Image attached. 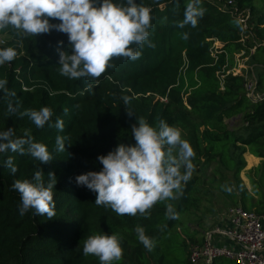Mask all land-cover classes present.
Instances as JSON below:
<instances>
[{"label": "trees", "instance_id": "16d2710c", "mask_svg": "<svg viewBox=\"0 0 264 264\" xmlns=\"http://www.w3.org/2000/svg\"><path fill=\"white\" fill-rule=\"evenodd\" d=\"M260 1L259 7L255 0H201L205 13L197 26L180 28L176 22L183 20L188 0H137L151 10L149 40L155 47H139L141 56L135 61L113 57L97 79H70L58 71V47L70 51L67 34L52 30L35 37L11 27L0 30L5 41L0 49L13 47L18 52L12 62L0 65V79H7L5 89H0V132L14 128L16 137H22L28 130L53 155V161L41 164L18 152L0 153V264H100L97 257L83 255L80 241L105 233H115L121 240L123 256L113 264H172L168 258L173 256L166 250L172 247L171 235L184 226L181 218L200 212L203 202L210 201L214 193L228 204L264 215V164L251 170L260 173L258 181L248 176L258 200L240 177L246 168L247 148L264 159V101L254 103L247 98L245 74H228L233 58L241 52L248 58V66L264 67V0ZM229 2L249 11L247 32L234 23L237 19L227 6ZM215 43L220 44L219 49L214 48ZM257 91L264 94V71L257 80ZM125 96L130 98L127 106L122 99ZM10 102L17 109L14 113L8 111ZM45 106L53 115L43 128L20 115ZM126 108L134 114L129 116ZM137 116L153 126L159 118L178 127L194 150V171L191 179L182 183L177 199L157 203L147 216H119L110 208L97 206L96 194L77 186L75 176L100 171L97 157L107 155L120 143L135 144L130 129ZM58 118L64 121L63 132L53 126ZM234 118L239 122L229 128L226 121ZM58 135L67 137L64 152L55 150ZM8 157L13 158L15 174L3 165ZM209 168L213 169L211 187L204 179ZM37 171H42L45 181L50 172L57 179L53 188L56 215L51 220L34 210L20 215V197L11 187L17 179L31 180ZM230 178L232 185L227 184ZM221 183L232 192L224 191ZM166 203L174 206L177 219L166 217ZM137 225L154 240L151 251L137 239ZM188 234L181 264H190V248L202 244H191L197 231ZM213 264L235 263L219 259Z\"/></svg>", "mask_w": 264, "mask_h": 264}, {"label": "clouds", "instance_id": "9594fccd", "mask_svg": "<svg viewBox=\"0 0 264 264\" xmlns=\"http://www.w3.org/2000/svg\"><path fill=\"white\" fill-rule=\"evenodd\" d=\"M200 5L201 0H188L183 20L177 21L176 26L196 27L198 18L205 13ZM50 20L60 23H50ZM151 21L150 8L137 4V0H123L122 3L114 0H0V30L11 27L24 36L35 37L52 30L67 34L70 51L58 47V71L70 79L99 78L113 57L139 59V47L145 44L155 47L149 40ZM234 23L240 26L241 21ZM183 35L185 39L188 36L187 33ZM59 43L62 45L63 41ZM17 55L16 48L0 49V65L12 62ZM6 85L7 79H0V89H5ZM7 94L15 96L14 92ZM122 99L125 106L130 103L129 97ZM8 111H17L11 102ZM127 112L129 116L134 114L128 109ZM20 115L28 116L37 128H43L53 114L45 106L39 110L27 109ZM53 126L64 131L62 119L58 118ZM130 133L135 144L120 143L107 155L98 156L102 169L76 175L75 182L96 194L97 206L110 208L119 216H147L157 203L175 200L177 194H182V183L186 184L194 171L195 153L189 141L182 138L181 130L163 119L157 118L153 126L137 116ZM66 139L61 135L55 138L57 152L65 151ZM8 151L29 155L41 164L53 161L48 147L36 142L28 130L22 137H16L14 128L0 132V153ZM3 165L16 173L12 157ZM47 176L45 181L42 171H37L31 180L17 179L12 183V189L20 197V215L34 210L36 215L48 220L55 217L53 188L57 179L54 172ZM222 187L228 193L233 190L228 185ZM165 208L167 218H178L171 203H166ZM135 232L144 248L151 251L155 242L146 235L145 229L137 225ZM81 243L83 255L97 257L100 264H113L123 256L121 240L115 233L90 235Z\"/></svg>", "mask_w": 264, "mask_h": 264}, {"label": "built area", "instance_id": "2783aa9c", "mask_svg": "<svg viewBox=\"0 0 264 264\" xmlns=\"http://www.w3.org/2000/svg\"><path fill=\"white\" fill-rule=\"evenodd\" d=\"M231 14L234 18L241 21L243 32L249 30V11H241L229 2ZM222 6L223 9L227 8ZM245 37L242 38L244 42ZM215 43L214 48L219 49ZM5 41L0 38V47H4ZM244 52L236 54L243 57ZM237 75V74H234ZM246 96L252 102L264 101V94L257 91V79L248 80L244 85ZM162 102H166L162 99ZM221 236L233 242L236 249L228 245L216 244L213 242L214 236ZM219 259H226L235 264H264V215H259L254 211H247L238 206L230 207L226 212V225L217 227L207 233L201 245H194L190 248V264H213Z\"/></svg>", "mask_w": 264, "mask_h": 264}, {"label": "rangeland", "instance_id": "374dc122", "mask_svg": "<svg viewBox=\"0 0 264 264\" xmlns=\"http://www.w3.org/2000/svg\"><path fill=\"white\" fill-rule=\"evenodd\" d=\"M256 2V5L260 7V5L262 4V2L260 0H255ZM217 47H220V44H217ZM247 57L243 56V57H234L233 58V65L230 69V71L228 72L229 73H232L233 75L234 74H237V75H243L244 73L246 74L245 77L250 80V79H253V75L251 73V75H248L246 72V68L245 69H242L243 67H247L248 66V61L246 60ZM237 75H234V76H237ZM239 122V118H235L234 120H229V121H226V123L229 125V128H232L233 126H235L237 123ZM260 167V166H259ZM212 172H213V169L212 168H209L207 169V171L205 172L206 174V177H204V179L206 180V183L209 187H211V179H213L212 176ZM251 175V178H253L254 180L258 181L259 179V176H260V173L259 172H256V173H249ZM240 177L242 178V180L245 182L246 184V187H248L249 185V188L250 190L254 189L253 186H252V183H251V180L248 178V175H246V170H244ZM216 180V179H215ZM223 185H225V183H221ZM227 184H233V179H229V182ZM226 184V185H227ZM231 204H227L225 198L223 197H220L219 196V193H214L213 194V197H211L210 201H204L203 204H202V208H201V211L194 214L192 213V215H189V214H186L184 215L181 219H182V224H184V226L180 227L179 230L175 233H173L171 236H172V247L171 249L169 250H166V253L168 254L169 251H170V254L173 256L168 258V259H172V264H181L180 262L183 261L184 257H185V252H184V249H183V242L185 239H187L186 237L190 236V234L188 233H191L192 236H193V231H194V227H196L197 225L199 226H203L204 227V221H203V217L205 218H210L211 214L213 215V213L217 214V212L220 214L222 213L225 209L227 208H230ZM189 215V216H188ZM187 216V217H186ZM202 218V220H201ZM206 225V224H205ZM186 227H189L190 228V232L189 230L186 228ZM202 227V228H203ZM205 227H208L207 225ZM205 227L202 229L204 230ZM199 232H198V235H195L193 236L194 238V242H191V244H201L203 243V238H201V236H199ZM202 240V241H201ZM158 262V260H156ZM169 263V262H168ZM160 264V263H158Z\"/></svg>", "mask_w": 264, "mask_h": 264}, {"label": "crops", "instance_id": "0c3cea01", "mask_svg": "<svg viewBox=\"0 0 264 264\" xmlns=\"http://www.w3.org/2000/svg\"><path fill=\"white\" fill-rule=\"evenodd\" d=\"M262 46H264V44ZM254 52H255V50L252 49L251 50V53L253 54ZM235 57H236V55H235ZM246 60L248 61V58H246ZM242 69H245L247 72L250 71L252 73L253 77L256 78L257 80L259 78V75L262 74L263 71H264V67L263 66H258V65H255V66H247V67H243ZM244 158H245V161H246V168H245L246 175H248V176H249V173H250V171L252 169H257V168H259V166H261V165L264 164V159L257 158L256 156L252 155L249 148H247V153L244 155ZM246 188L248 189V191L250 192V194L252 196H254V194L252 193L253 190L252 189L250 190L249 185ZM255 199L258 200V197H255ZM226 202L228 204V200H226ZM228 209L229 208L225 209L220 214L218 212H217V214L216 213L215 214L213 213V215L211 214L210 218H204V223L208 226V227H205L206 225L204 224V227H205L204 230H202L204 227L203 226L200 227L199 225H197L196 227H194V230L197 231V232H199L200 233L199 236H201V238H203V240H204V237H205V235L207 233L213 231L217 227H221V226L226 225V212H227ZM213 242L216 243V244L220 243L222 245H228L232 249H236L237 248L233 244L232 241H230L228 239H224L221 236L220 237L217 236V235L214 236L213 237Z\"/></svg>", "mask_w": 264, "mask_h": 264}, {"label": "water", "instance_id": "95a60500", "mask_svg": "<svg viewBox=\"0 0 264 264\" xmlns=\"http://www.w3.org/2000/svg\"><path fill=\"white\" fill-rule=\"evenodd\" d=\"M234 119H235V118H234ZM234 119H233V120H234Z\"/></svg>", "mask_w": 264, "mask_h": 264}]
</instances>
